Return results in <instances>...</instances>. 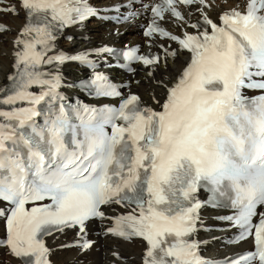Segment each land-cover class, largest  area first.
I'll use <instances>...</instances> for the list:
<instances>
[{"label":"snow or ice","instance_id":"1","mask_svg":"<svg viewBox=\"0 0 264 264\" xmlns=\"http://www.w3.org/2000/svg\"><path fill=\"white\" fill-rule=\"evenodd\" d=\"M218 7L216 0L145 6L152 15L144 36L178 47L160 44L162 56L138 55L137 48L122 56L150 69L146 75L165 89L164 99L150 93L152 107L137 94L122 97L95 73L83 87L122 99L119 107L93 108L67 104L59 92V66L92 65L89 53H57L55 41L62 29L98 16L99 9L87 0H0V13L25 14L12 42V72L0 86V218L6 231L0 248L22 264H51L45 236L71 230L73 242L60 247L84 254L97 243L89 239L91 230L105 239L139 240L141 264H264V0H243L213 20L210 12ZM166 14L182 36L161 26ZM196 14L195 22L188 19ZM10 31L0 22V36ZM183 52L188 62L166 82L169 58L174 62ZM201 190L208 193L203 201ZM114 205L128 211L110 216L106 209ZM202 207L232 209L233 215L214 219L239 230L231 243L252 239L254 250L222 262L202 257L199 249L209 242L195 238L209 230L198 228ZM111 257L110 264H129L118 246Z\"/></svg>","mask_w":264,"mask_h":264},{"label":"bare ground","instance_id":"2","mask_svg":"<svg viewBox=\"0 0 264 264\" xmlns=\"http://www.w3.org/2000/svg\"><path fill=\"white\" fill-rule=\"evenodd\" d=\"M96 6L107 5L111 0H89ZM107 2V3H106ZM243 4V0H228L227 3H222L221 0H216V4L219 5L218 8H214L210 12V16L213 20H216V13L227 9L235 7L237 4ZM198 14L188 17L192 22H195ZM0 22L8 25L11 28L10 32L5 33L0 36V86H4L8 83L6 77L12 72V53H13V41L16 38V34L21 30L24 25L25 18L23 11H21L19 17H15L12 14L0 15ZM218 22V21H217ZM141 21H133L130 27H113L111 28L109 24L103 22H89L85 25H80V27L72 30L71 33L75 36L72 43L61 42V48L70 54H77L82 52H87L93 57L103 61L106 56L105 53L101 51L103 48L110 46L121 47L123 45H135L143 44L145 45V39L142 38L138 32V25ZM176 34L182 36L183 29L175 26H170ZM189 33H193L195 30L192 28H187ZM153 42V41H152ZM153 47L147 45L145 47L146 53H155L156 55H163L162 49L159 47L163 44L165 47H169L175 50L178 46L172 42H161L154 41ZM190 55L187 52H183L179 55V58L174 62L171 58L168 60L169 71L166 73L168 81H174L182 68L186 65L189 60ZM150 69L148 67H141V65L136 66V72L134 76H128L133 82L130 88L131 92L137 93L142 101L152 107H156L150 99V93H155L156 97L163 100L165 97V89L157 87L152 78L148 77L146 74ZM77 68L74 64H68L63 69V75L65 79L71 82L65 81V88L67 91L71 89V84L76 78ZM156 78L159 79V73H156ZM139 81V83H137ZM3 205H0L2 207ZM114 208V207H113ZM107 214L110 216H115L120 213H124L122 210L114 208V211L106 210ZM204 216L211 219L212 215H217V213L208 212L203 213ZM110 226V224L108 225ZM91 228H97V224H92ZM4 230L3 219H0V234ZM229 236V235H227ZM75 238V233L71 230L64 234L58 233L47 239V244L49 249H51L50 261L51 264H110L112 259L111 250L118 246V250L121 254L129 258V264H141V255L143 252L142 243L136 240L134 243H125L113 239H105L96 235L90 230L89 239L96 240L97 243L95 247L88 253L81 254L76 248H61L63 244L72 243ZM226 238L223 231L220 232H210L203 235L201 241H209L206 245L202 244L201 247L207 249L210 255L219 254L221 257L228 256L230 252H227V248L224 246L223 241ZM227 250V251H226ZM0 264H21L17 258L9 254L7 249H0Z\"/></svg>","mask_w":264,"mask_h":264}]
</instances>
